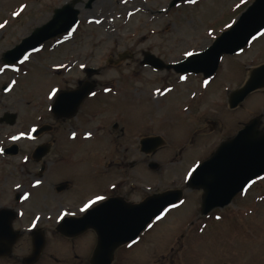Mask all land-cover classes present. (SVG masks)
Masks as SVG:
<instances>
[{"label": "rangeland", "instance_id": "rangeland-1", "mask_svg": "<svg viewBox=\"0 0 264 264\" xmlns=\"http://www.w3.org/2000/svg\"><path fill=\"white\" fill-rule=\"evenodd\" d=\"M173 1L95 0L92 11L76 5L80 22L75 41L46 44L23 63L6 68L2 55L72 0H0V23L6 25L0 28V119L5 114L17 117L13 125L0 123V209L18 212L14 228L25 236L13 256L0 264H22L32 253L26 234L35 227L49 235L37 264H88L94 242L88 243L85 252L86 248L79 250L78 246L89 240L87 236L72 243L50 236L60 214L68 210L57 200L42 199L44 194H54L56 182L67 178L61 176L70 174L69 165L58 168L60 152L55 150L45 159L50 163L47 176H29L39 170L31 154L37 145L53 138L59 150H63L61 146L80 148L82 153L79 150L71 157L75 155L76 172L85 168L84 162L78 161L87 159L89 144L78 140L83 134L91 139L87 149L96 167L91 169V161L86 169L97 174V186L92 187L97 190L84 194L77 211L97 196H107L110 191L106 192V187L121 178L130 202L165 190H183V204L165 211L163 219L155 220L138 241L117 250L112 264H264V175L227 207L207 216L200 215L201 192L185 186L188 172L207 160L240 123L264 113L262 91L235 110L227 104L228 93L244 83L249 68L264 63V33L240 54L225 56L207 83L200 75L181 80L171 71L140 65L144 53L177 63L186 58L185 51H202L255 0H182L170 7ZM121 54L129 58L117 66L109 63ZM73 60L77 62L75 70L65 72L61 67ZM79 66L101 70L94 76L99 84L96 93L82 105L76 119L58 125L55 133L28 139L32 129L54 124L49 108L60 89L84 78ZM208 121L216 124V130L208 131ZM144 137L164 141L150 159L159 163V171H150L148 158L139 154ZM14 143L19 153L5 156L2 150ZM93 189H82L80 196ZM17 194L18 202L14 200ZM217 215L220 220L215 219Z\"/></svg>", "mask_w": 264, "mask_h": 264}, {"label": "water", "instance_id": "water-1", "mask_svg": "<svg viewBox=\"0 0 264 264\" xmlns=\"http://www.w3.org/2000/svg\"><path fill=\"white\" fill-rule=\"evenodd\" d=\"M182 0H174L171 6ZM186 1V0H185ZM71 4L56 9L53 18L45 25L36 28L30 36L20 44L8 50L3 55V63L12 65L33 52L45 41L66 33L76 25L78 10ZM91 2V0H90ZM264 30V0H255L237 19L228 31L224 32L216 41L200 53V57L193 62L192 58L175 65H165L152 55H146V63L158 69L175 70L177 73H202L212 76L218 69L220 59L225 54H234L244 48L250 39ZM120 55V58H125ZM88 75L98 73V70L89 69ZM90 75V76H91ZM95 84L84 83L76 90L58 93L51 111L61 118L72 117L76 114L83 100L93 91ZM264 88V64L251 70V75L245 85L231 93L230 107L240 104L251 92ZM15 114H5L0 123L13 125L16 122ZM260 118L252 120L235 137L223 142L216 152L205 162L200 164L190 179L187 187L202 190L201 214L207 215L215 208H224L247 185L264 174V131L257 130ZM51 127L44 125L32 133L38 137L50 131ZM149 140H143L142 144ZM154 146L161 143L156 138ZM49 152L48 145L38 146L32 158L39 162ZM4 154L16 156L19 153L17 145H12L3 151ZM157 168V165H154ZM181 190H170L147 197L139 204L121 203L119 200H107L87 211L81 218H65L58 225L57 231L65 236H77L88 229L97 234V245L90 259V264H112L115 252L121 246L138 238L157 215L171 204H177L182 199ZM113 202H118V208L113 210ZM16 212L11 209H0V257L4 258L12 253V248L18 241L20 233L13 229ZM33 251L23 260V264L36 263L45 246V237L42 230L32 232Z\"/></svg>", "mask_w": 264, "mask_h": 264}, {"label": "flooded vegetation", "instance_id": "flooded-vegetation-1", "mask_svg": "<svg viewBox=\"0 0 264 264\" xmlns=\"http://www.w3.org/2000/svg\"><path fill=\"white\" fill-rule=\"evenodd\" d=\"M123 1H125V0H123ZM78 2L79 3L77 4V6L84 5V7H85L84 10L87 9V10L92 11L94 9L95 0H91V2L89 0H87L86 2L81 1V0H78ZM93 4H94V6H93ZM125 5L128 7L129 3H126ZM116 6L117 5H115V7ZM79 22H80V20L78 21L77 25L74 28H72L71 30H69L68 33L62 34L58 38H53V39L45 42L40 48L44 47V45H46V44H54L55 42H56V45H59V43H61V42L62 43L63 42L64 43L68 42V40L69 41H72V40L75 41L76 35L78 33V28H79L78 24H79ZM40 48L37 51H41ZM34 53H36V52H34ZM143 56H144V58L140 62V65H142L145 68H150V69H153V70H158V69H155V68L151 67L150 64H147L145 62L146 61V53H144ZM118 57H119V55H118ZM121 62L122 61L119 58H117L116 60L110 59V64L115 65V66H117ZM66 64H67L66 67L63 66L61 68H66L65 72H69V71L75 70L76 65H77V62H76V60H73L71 62H66ZM89 68H92V67H90V66H83V68H81L79 66L80 71L84 73V78L78 77L76 80L73 81L75 83L74 86L69 87L67 89L65 88L64 90L63 89H60V91L66 92V91H70V90H75V89L80 88L81 86H83L85 82H87V83H89L91 85L92 84H95V86H96L95 90L83 101V103L81 104V106L79 107V109L77 110V112H76V114L74 116L69 117V118H66L65 116H63V117L58 118V119L55 116H54L55 118L52 116L53 119H54V124L49 125V126H51V129L46 134L55 133L56 132V128H57L58 125L61 126V125L65 124L66 122L67 123H70L71 120H73L74 118L76 119L79 116V114L81 113V107H82V105L85 104V102H87L88 100H90L91 97H93V95L96 93V90L98 89V85L99 84H98L97 79H94V76L100 75L101 70H99V73L98 74L93 75V76H90L91 74L88 75L89 73L87 71ZM59 71H60V73L62 72V69H60V67H59ZM188 76L189 77L190 76L193 77L195 75H188ZM201 77H202L201 78L202 81L203 80L206 81L203 76H201ZM261 115H262L261 121L258 124L257 130H259L260 132H263L264 131V122H263L264 113H262ZM251 119L252 118L248 119V121L247 122H244L243 124L240 123V127L238 129H236V131H234L233 135H235L236 132H238L239 130H241L243 128V126H245V124L248 123ZM207 124L209 125L208 131H212L214 129L216 130V124L214 122L208 121ZM117 127H118V125L116 124L114 126V128H117ZM233 135H231V136H233ZM144 138H146V137H144ZM144 138H142V139H144ZM226 139H224V140H226ZM56 140H57L56 138H53L52 141H49L48 140L47 142L43 143V144L49 146V154L45 156V158H44V160H43L42 163H36V166H38L39 168L44 167L41 178H45L47 176L48 172H50V170H49L50 163L48 161H46L45 159H47L48 156L50 157V155H52V153L55 152V150H57V152H60V154H59V156H60V164H59L58 168L60 166H63V165H69V168H70L69 169V172H70V174H63L62 173V176L61 177L67 176V178L66 179H62L59 182H56L54 184V187H53L54 188L53 189L54 194H51V193L44 194L42 196V199L57 200V203H58V205H60L61 208L67 209L68 210L67 212H73V213H75V215H74L75 217H79V216H82L83 212L77 211L78 210L77 207L80 205L81 200L83 199V197H85L84 194H86V195L88 193L89 194L90 193H93L94 194L96 192V190H97V189H93L92 188L93 186H97V184H96V182H97V180H96L97 174H91V169L93 167H96V163L92 160L90 151L87 149L90 146V140L91 139L90 138H87L85 134H83L82 137H80L78 139L79 141L85 142V144H87V145L89 144V146H87L85 148V150H86L85 156H86L87 159L78 160L79 162H84V167L85 168L82 167L81 170H79L77 172H76L75 167H74L75 166V163H77L75 161V159H74L75 155L73 157H71V155H73L74 153H78L77 151H79V150H80L79 152H81V149L79 148L77 150V148L72 149V147L66 148L64 146H61V148L63 150H59V149L56 148ZM71 140L74 141L75 139H71ZM141 140L139 142V149H138L139 154L142 155V156H144L145 158H148L147 167H148V169L150 171H159L161 169L159 163H157V162H155L153 160H150V159L152 157H154L158 153V151L161 149V147L164 145V143L162 145H159V146L156 147V146H154V141H148V142H145L144 144H142L141 143ZM72 144L73 143H70L69 145H72ZM72 146H74V144ZM91 161H93L92 164H91V169H86L87 165ZM154 164H158V167L157 168H154ZM130 166L131 167H134L133 164H130ZM39 173H40L39 170L38 171L35 170L33 172H30V175L29 176H33L34 178H36V179L38 178L39 179L40 178L39 177ZM105 182H106V180H105ZM114 182H116L117 185L114 184ZM123 183H124V180L122 178L121 179H118L116 181L111 182L106 187V192L110 191V193L107 196H105L104 198L105 199H113V200L116 199V200H119V202H121L122 204L123 203H139V202H141V200L136 201V202H130L127 199L126 193L128 191L127 190H124L122 188ZM88 187L91 188V189H93V190H91L89 192H84V193H82V196H80L81 195L80 194L81 193V190L84 189V188H88ZM200 192L202 193V191H200ZM16 202H18V199H16ZM93 205H95V204H93ZM118 205H119L118 202H115V203L113 202V205H112L113 208L112 209L113 210H116L118 208ZM73 207H75V209ZM26 235H27V237H30V240H31V237H33V235L31 233L30 234L28 233ZM50 236H52V237H58L61 240H63V242L66 241L68 243H72V242H74V241H76V240H78V239H80L82 237L87 236V237H89V240H84L83 243H81L80 246H78L79 247V250H82V248H86L84 251L87 252L88 243L94 242V246H95L97 234H95L94 230L89 229L86 232H84V233H82L80 235H77V236H73V237L72 236L67 237V236L61 235V234L57 233L56 231H54L53 234H50ZM22 237H25L23 233L21 234V239H22ZM45 237H49V235L47 236L45 234ZM31 247H32V241H31ZM46 247H47V239H46V244H45L44 251H45ZM89 247H91V245ZM44 251H43V253H44ZM43 253H42V255H43ZM42 255H41V257H42ZM12 256L13 255L9 256L8 258H4V259H0V260L9 259ZM77 256L78 255H76L74 253L75 259H76ZM88 258H89V256H88ZM39 261H40V259L38 260V262ZM88 264H89V261H88Z\"/></svg>", "mask_w": 264, "mask_h": 264}, {"label": "snow or ice", "instance_id": "snow-or-ice-1", "mask_svg": "<svg viewBox=\"0 0 264 264\" xmlns=\"http://www.w3.org/2000/svg\"><path fill=\"white\" fill-rule=\"evenodd\" d=\"M188 2H189V3H196V0H188ZM97 22H98V21H97ZM5 26H6L5 24L0 23V28H3V27H5ZM209 35H211V33H209ZM200 55H201V54L198 53V52H192V51H185V52H184V56L187 57V58H192V59H193V62H195V60H196L197 58H199ZM25 60H27V57H25ZM23 62H24V61H21V63H23ZM180 79H181V80H184L185 77L181 76ZM13 83H14V82H13ZM205 83H207V81H205ZM5 90H7V89H5ZM55 91H56V90L54 89V90H53V93H54ZM32 131L35 132L36 130H35V129H32ZM27 138H28V139H33L34 137H32V136L29 135ZM14 139H15V137H14ZM195 171H196L195 168H193L191 171H189L188 174H187L188 178L194 180L196 177L193 176L192 173L195 172ZM37 184H39V181H37ZM25 198H27V196H25ZM103 199H104V197H102V196H97L95 201H89V203L85 204L84 207L80 208V211H81V212H86L89 208H91V206H92L93 204H96L98 201H102ZM180 203L183 204V201H181ZM176 207H178V205H176V204L173 203V204L170 205V208H169V209H166L165 211H166V212H167V211H170L171 208H176ZM74 215H75V213H73V212H64V213H61V214H60V218L63 219L64 216H74ZM161 219H163V215H157V216H156V220H157V221H159V220H161ZM215 219H216V220H220L221 217L217 215V216L215 217ZM149 227H151V225H149Z\"/></svg>", "mask_w": 264, "mask_h": 264}, {"label": "bare ground", "instance_id": "bare-ground-1", "mask_svg": "<svg viewBox=\"0 0 264 264\" xmlns=\"http://www.w3.org/2000/svg\"><path fill=\"white\" fill-rule=\"evenodd\" d=\"M105 3V5H106V2H104Z\"/></svg>", "mask_w": 264, "mask_h": 264}]
</instances>
